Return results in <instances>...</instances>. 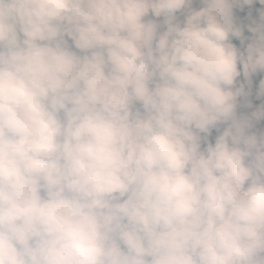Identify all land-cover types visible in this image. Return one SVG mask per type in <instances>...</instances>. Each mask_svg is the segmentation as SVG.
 <instances>
[{"label":"clouds","instance_id":"1","mask_svg":"<svg viewBox=\"0 0 264 264\" xmlns=\"http://www.w3.org/2000/svg\"><path fill=\"white\" fill-rule=\"evenodd\" d=\"M0 264H264V0H0Z\"/></svg>","mask_w":264,"mask_h":264},{"label":"trees","instance_id":"2","mask_svg":"<svg viewBox=\"0 0 264 264\" xmlns=\"http://www.w3.org/2000/svg\"><path fill=\"white\" fill-rule=\"evenodd\" d=\"M258 6V5H257Z\"/></svg>","mask_w":264,"mask_h":264}]
</instances>
